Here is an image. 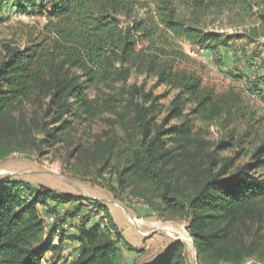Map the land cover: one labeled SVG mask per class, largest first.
I'll return each instance as SVG.
<instances>
[{"label": "trees", "instance_id": "1", "mask_svg": "<svg viewBox=\"0 0 264 264\" xmlns=\"http://www.w3.org/2000/svg\"><path fill=\"white\" fill-rule=\"evenodd\" d=\"M151 2L153 9L147 18L136 16L138 0H46L38 6L36 12H46V28L56 35V43L51 51L40 43L24 51L6 47L4 56L0 51V156L23 150L31 124L23 117H14L10 126L7 117L11 109L29 99L34 87L45 89L50 96L45 113L49 121L42 125L44 135L35 146L42 152L63 140L60 132L80 117V111L89 114L94 109L85 93L87 85L122 81L127 97L110 96L103 106L114 113L123 104L133 113L140 139L129 168L152 186L164 206L148 201L160 212L171 209L188 218L187 229L194 238L199 263L245 264L254 257L264 263L263 242L239 237L243 221L264 217V133L258 135L251 128L238 130V117L251 112L246 98L235 88L216 92L206 86L197 71L182 66L187 54L177 43V39H187L197 46L226 45L224 35L200 25L201 16L215 9L234 11L253 24L241 35L244 38L264 36V0ZM30 4L37 3H16L22 11ZM124 18L132 22L126 23ZM74 68L83 70L85 82L71 72ZM134 68L155 77L157 84L177 90L161 121V96L143 86L127 84ZM219 118L226 123L230 144L240 148V161L252 152V162L233 166L234 160L209 152L201 169L193 164L197 157L196 120ZM175 119L182 121L170 124ZM250 134L256 136L247 144ZM190 167L198 172L197 177L189 176ZM39 204L55 212L66 206L60 219L76 223L77 232L70 239L81 245L75 258H57L49 264H139L130 257L133 246L112 219L106 203L9 176L0 178V264H44L48 251L54 255L62 251L63 240L69 238L55 226L46 232ZM96 214L110 219L109 224L102 227L103 219H97ZM55 232L60 234L58 244H54ZM142 264L191 262L187 245L179 240L159 258Z\"/></svg>", "mask_w": 264, "mask_h": 264}, {"label": "rangeland", "instance_id": "2", "mask_svg": "<svg viewBox=\"0 0 264 264\" xmlns=\"http://www.w3.org/2000/svg\"><path fill=\"white\" fill-rule=\"evenodd\" d=\"M34 1L37 3L36 6L30 4L27 11H22L16 5L18 0H0V51L4 53L3 56L7 53L6 47L24 51L27 46L34 43L42 44L47 51L54 49L57 37L46 28L48 23L46 12H36L38 6L46 0ZM138 1L136 16L149 17L153 9L151 0ZM124 21L132 22L125 18ZM200 25L206 31L220 32L224 35L226 45L219 48L197 46L187 39H177V43L187 54L182 66L197 71L202 76L204 84L213 87L216 92H224L229 88L239 91L249 103L251 112L238 117L236 123L238 130L251 128L255 129L253 133L262 135L264 36L254 39L241 36L247 28L254 25L242 20L234 11L215 9L201 16ZM250 70L251 74L248 73ZM71 72L80 75V81L87 80L81 68H74ZM127 84L143 86L146 90H152L155 95L161 96L159 109L162 107V112H159V121L168 114V107L177 90L157 84L155 77H148L135 68L131 69ZM126 88L123 82L118 80L87 85L85 93L94 109L89 114L80 111V117L76 118L68 129L60 132L63 140L40 152L35 146L36 141L44 135L42 125L49 121L45 113L50 96L45 89L34 87L29 99H25L21 106L11 109L8 113L7 121L10 126H13L14 117H23L31 124V131L25 136L27 140L22 147L23 150L13 151L5 157L0 156V178L9 176L13 180L24 179L36 185L44 184L57 192L84 195L106 203L112 219L133 246L130 257L136 259L139 264L159 258L172 243L179 240L187 245L191 264H201L197 261L194 238L187 229L188 218L171 209L158 211L148 199H153L155 204L164 206L161 198L156 197L152 186L129 168V160L140 139L133 113L123 104L117 107V112L114 113L105 110L103 106L105 99L110 96L117 99L127 97ZM254 93L258 96L255 97ZM114 102L121 101L115 99ZM181 121L175 119L170 124ZM226 129V123L221 118L211 121L196 120L194 149L197 157L193 164L197 168L201 169L203 164H207L206 153L209 152L218 158L234 160L233 166L242 164L243 161L254 160L255 155L248 152L240 161L238 158L240 148L230 144L231 139ZM253 136L256 135L250 134L246 137L247 144L252 143ZM21 139H24V135H21ZM197 175L198 172L190 167L189 176ZM190 180L193 181L192 178ZM53 205V201H50V206ZM262 205L264 206V203ZM37 208L45 221L47 233L55 226L61 229L60 232L63 230L65 236L69 238L63 240V249L58 255H54L53 251L47 252L44 264L54 262L57 258L61 261L75 258L81 249L77 241L70 239V236L77 232L76 223L60 219L67 207H60V211L56 212L41 204ZM100 219H105L106 224H109L110 219L102 216ZM100 223L102 224V221ZM59 235L55 232L54 244L60 242ZM239 237L245 240L256 238L264 245V217L243 221L239 227ZM137 249L141 251L139 255ZM245 264L264 263L260 258L254 257Z\"/></svg>", "mask_w": 264, "mask_h": 264}, {"label": "built area", "instance_id": "3", "mask_svg": "<svg viewBox=\"0 0 264 264\" xmlns=\"http://www.w3.org/2000/svg\"><path fill=\"white\" fill-rule=\"evenodd\" d=\"M253 95H254L255 97L258 96L257 93H254ZM263 97H264V93H263ZM90 208L93 209L92 206H90ZM95 216H96L97 219H100V217H101V215H99V214H96ZM105 225H106V220H103V221H102V226H105Z\"/></svg>", "mask_w": 264, "mask_h": 264}, {"label": "crops", "instance_id": "4", "mask_svg": "<svg viewBox=\"0 0 264 264\" xmlns=\"http://www.w3.org/2000/svg\"><path fill=\"white\" fill-rule=\"evenodd\" d=\"M251 72H252V70H250V72H248V73H250V74H251Z\"/></svg>", "mask_w": 264, "mask_h": 264}]
</instances>
